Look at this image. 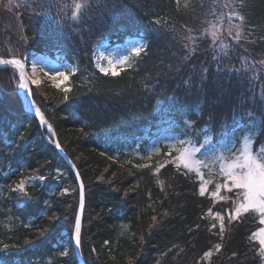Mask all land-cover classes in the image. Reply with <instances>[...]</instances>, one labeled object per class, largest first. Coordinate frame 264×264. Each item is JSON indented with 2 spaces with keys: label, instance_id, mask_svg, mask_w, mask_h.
I'll return each instance as SVG.
<instances>
[{
  "label": "trees",
  "instance_id": "trees-1",
  "mask_svg": "<svg viewBox=\"0 0 264 264\" xmlns=\"http://www.w3.org/2000/svg\"><path fill=\"white\" fill-rule=\"evenodd\" d=\"M77 2L84 7L73 20ZM1 4L21 19L27 61L60 55L78 67L70 91L46 81L32 92L84 182L86 264H259L251 235L261 226L258 213L242 214L221 235L194 172L171 163L157 172L155 164L124 156L131 143L169 122L198 141L204 132L219 142L252 130L254 146L264 142V0ZM234 24L241 25L238 39ZM138 35L146 50L132 67L117 76L100 73L95 46ZM5 36L0 31V55L9 57ZM0 86L11 91L1 74ZM24 105L20 99L9 108L0 91V264H79L75 173ZM29 173L43 180L28 182L27 195L13 191Z\"/></svg>",
  "mask_w": 264,
  "mask_h": 264
},
{
  "label": "rangeland",
  "instance_id": "rangeland-1",
  "mask_svg": "<svg viewBox=\"0 0 264 264\" xmlns=\"http://www.w3.org/2000/svg\"><path fill=\"white\" fill-rule=\"evenodd\" d=\"M0 31L3 35L6 34L3 42H9L8 44H5L6 51L4 53L7 56H11L12 58L20 59L22 63H24L26 74L28 76L27 78L30 81L31 88L33 86L42 85L46 81H52L55 84L60 83L59 79L53 81L49 79V76H46L44 74L45 72L54 73L55 71L68 73V80L65 81L61 86L65 88L70 87V77L72 73L77 71V64L75 62H72L71 60L65 59L60 55L56 56L55 58H51L49 56L36 54L32 59L27 61L26 55L28 46L21 19L17 13L4 10L3 4H1V0ZM138 43L143 44L144 48L146 47V40L143 35L127 37L123 42L118 43H113L109 38L102 39L95 46L92 55L96 67L97 64L107 66L109 59L112 60L113 63H116L118 60L123 59L125 56L129 58L128 62L130 63L135 57V55L131 53L130 49L133 46H136ZM33 63L36 64L35 72L32 71ZM0 68H7L0 74L1 76L4 75V77L8 79L11 89V91L9 92H4L0 89L3 99L7 102V106L11 109L19 106L20 99H22L24 102H27L28 90L21 89L19 87V69L14 66H5ZM6 74H8V76ZM32 80H39L40 83L34 85L31 83ZM5 84H8L6 80ZM254 137L255 132L249 130L247 132H244L243 135H241L239 138L235 135H231L225 137L222 141L216 142L208 132H204L202 133L200 141H198L196 135H193L192 133L190 135L189 133L186 134V132L178 131L175 129L174 123L169 122L162 124V126H160L158 129L147 131L146 135L142 139L131 143L132 145L127 150V153L124 157L127 161L131 162H135L136 159H140L143 164H155V167L158 169L162 164L165 165L167 163H171L176 165L175 157L179 154L177 149H180L182 147L178 143L179 140L183 139L185 141V145L183 146L199 147L200 145H204L201 148V151L196 154V158L204 161V164L201 166L200 172L202 173L203 180L208 181V183L206 184L207 191L205 192V194L212 200L210 208L211 211H208V214L211 215L214 223L220 227V221L215 214L217 212L221 213L224 216V229H229L232 220H234L229 219V213L235 207V192H229L222 189L219 195L228 198L223 201L219 199V196H211V193L215 191L216 184L223 183V177L220 174V157L223 156L225 161L231 159L234 155H237L239 153L245 141L254 140ZM261 145H264V142L257 147H254L256 149H259ZM157 149H159V151H157ZM169 152H171V155H168ZM195 174L201 184V176L197 173ZM52 177L53 175L49 174L46 178ZM41 178L42 175L40 176V174L37 173L26 174L17 180L15 187L21 180L26 182V188L28 182L43 180V178ZM260 227H264V225H261ZM258 251L260 253V250ZM259 264H264V257H260Z\"/></svg>",
  "mask_w": 264,
  "mask_h": 264
},
{
  "label": "snow or ice",
  "instance_id": "snow-or-ice-1",
  "mask_svg": "<svg viewBox=\"0 0 264 264\" xmlns=\"http://www.w3.org/2000/svg\"><path fill=\"white\" fill-rule=\"evenodd\" d=\"M84 7L82 3H75L73 5L72 19L75 20L78 16L79 11ZM238 15V14H236ZM243 20V17H239ZM230 28H236V37L237 39L240 36L241 25L234 24L230 25ZM212 36H216V31L213 30ZM191 39V38H189ZM143 44L138 43L136 46H133L130 51L133 55L139 56L143 51ZM129 58L125 56L123 59L118 60L116 63H113L112 60H108L107 66L97 64V68L100 73L104 75L111 74L112 76L119 75L122 71L127 68H131V63L128 62ZM0 65H12L19 69L20 83L19 87L21 89L28 90V95H31L29 90V83L26 79L24 68L25 65L20 59H0ZM126 66V67H121ZM42 70V69H41ZM32 71H36V64L33 63ZM46 76H49V79L55 81L59 79L60 83H57L55 87L59 88L61 85L68 80V73L57 71L54 73L45 72ZM32 84H39V80H32ZM65 91H70V89L65 88ZM67 99V96L65 97ZM35 112L40 116L43 121V114L40 112L39 108H35ZM50 127V126H49ZM178 143L182 146L180 149H177L178 155L175 157V163L177 167L182 166L184 169H187L189 172H195L201 176V184L199 187V192L201 195H204L207 191L206 184L208 181H204L202 178V173L200 172L201 166L204 164V161L196 158V154L201 151V148L204 145L199 147L194 146H183L185 141L183 139L179 140ZM59 147V144H57ZM159 151V149H157ZM171 155V152L168 153ZM220 164V174L223 177V183H217L215 186V191L211 193L212 197L219 196L221 201L228 199L227 197L220 196L222 189L229 192H235L234 209L229 213V219H238L242 214L254 212L259 214V223L264 225V145H261L259 149L254 147V140L245 141L243 147L240 149L237 155H234L231 159L225 161L224 157L221 156ZM147 165H145L146 167ZM164 165H160L159 168H163ZM159 168L156 170L159 171ZM42 179V178H41ZM26 182L21 180L13 191H21L27 195L25 191ZM83 204V194H81V205ZM211 211V209L209 210ZM216 217L220 221V230L221 235L224 231V216L217 212ZM215 227V225H212ZM80 231H81V220L77 216L75 220V233L74 239L75 244L78 247L80 244ZM252 237L256 239L260 245V254L264 257V227H259L255 232H253ZM5 248L8 245L4 246ZM221 245H216V250H220ZM66 253H61L65 255ZM212 255L211 251L205 252V257H210Z\"/></svg>",
  "mask_w": 264,
  "mask_h": 264
},
{
  "label": "water",
  "instance_id": "water-1",
  "mask_svg": "<svg viewBox=\"0 0 264 264\" xmlns=\"http://www.w3.org/2000/svg\"><path fill=\"white\" fill-rule=\"evenodd\" d=\"M5 59H12V58H5ZM0 66H6V65H0ZM7 66H12V65H7ZM24 72H25L26 79H27V81L29 83V90L31 92V95L30 96L28 95L27 102L24 105L25 106L24 107L25 112L29 113L32 116L37 117L39 122H40V124L50 132L51 136L54 139V144H55L56 148L58 149L60 154L64 157V159L66 160V162L69 164V166L72 168V170L74 171V173L76 175V178H77V181H78L79 190H80V198H79V206H78L77 216L80 217L81 227H82L83 214H84V208H85V186H84V182H83L82 176H81L80 171H79L78 167L76 166V164L73 162V160L70 158L68 153L64 150L63 146L61 145L53 125L49 121H47V119L45 118L44 115H43V121H42L40 116H38L36 114V112H35V108L36 107H35V103H34L33 96H32L30 81L27 78L28 76L26 74V69L25 68H24ZM57 144H59V147H57ZM81 194H83V204L82 205H81ZM74 233H75V226H74ZM75 250H76L77 258L79 260V264H86V262L84 260V257H83V254H82V251H81V245L79 244V246L77 247L76 244H75Z\"/></svg>",
  "mask_w": 264,
  "mask_h": 264
},
{
  "label": "bare ground",
  "instance_id": "bare-ground-1",
  "mask_svg": "<svg viewBox=\"0 0 264 264\" xmlns=\"http://www.w3.org/2000/svg\"><path fill=\"white\" fill-rule=\"evenodd\" d=\"M123 42V41H122ZM5 58H12L11 56H9V57H5V56H1L0 55V59H5ZM7 66V65H6ZM0 67H5V66H0ZM11 67V66H10ZM56 72V71H55ZM70 80H71V77H70ZM31 91H32V88H31ZM32 96H33V92H32ZM33 100H34V98H33ZM51 123V122H50ZM52 124V123H51ZM54 127V126H53ZM55 129V128H54ZM55 132H56V130H55ZM79 198H80V190H79ZM83 219H84V214H83ZM82 226H83V222H82ZM81 230H82V227H81ZM73 232H74V230H73ZM80 234H81V232H80Z\"/></svg>",
  "mask_w": 264,
  "mask_h": 264
}]
</instances>
